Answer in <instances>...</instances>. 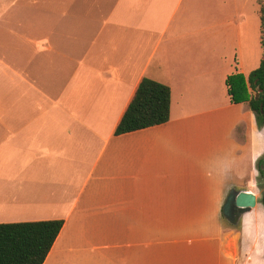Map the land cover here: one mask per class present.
<instances>
[{"label": "crops", "instance_id": "1", "mask_svg": "<svg viewBox=\"0 0 264 264\" xmlns=\"http://www.w3.org/2000/svg\"><path fill=\"white\" fill-rule=\"evenodd\" d=\"M184 2L38 0L0 42V223L62 219L43 264H264V126L225 85L260 63L259 5ZM143 77L169 87V119L115 135ZM231 188L255 197L240 228Z\"/></svg>", "mask_w": 264, "mask_h": 264}, {"label": "trees", "instance_id": "2", "mask_svg": "<svg viewBox=\"0 0 264 264\" xmlns=\"http://www.w3.org/2000/svg\"><path fill=\"white\" fill-rule=\"evenodd\" d=\"M260 16L262 57L257 68L246 76L233 72L225 78L231 103H244L253 112L256 124L264 126V3L256 0ZM170 113V89L143 77L114 129L120 135L165 123ZM258 171L263 169L258 163ZM260 202L264 207V189ZM236 226L237 222H230ZM62 219L0 223V264H43L61 227Z\"/></svg>", "mask_w": 264, "mask_h": 264}, {"label": "rangeland", "instance_id": "3", "mask_svg": "<svg viewBox=\"0 0 264 264\" xmlns=\"http://www.w3.org/2000/svg\"><path fill=\"white\" fill-rule=\"evenodd\" d=\"M38 0H0V3L15 2L5 13L0 14V42H6L13 34L20 33V25L22 21L28 18H35L38 15ZM53 2L54 0H48ZM264 3V0H262ZM187 7L186 15L189 17H228L230 15L229 0H185L184 8ZM215 25L205 24L206 33L223 32L224 29L213 28ZM14 38V37H13ZM207 41V40H206ZM20 60V55L13 57ZM258 126V125H257ZM263 127V126H258ZM261 209L264 207L261 205ZM244 213V212H243ZM242 216V214H240ZM239 216V215H238ZM237 217V228H240L242 219ZM224 223L229 227L232 226L229 221L222 217Z\"/></svg>", "mask_w": 264, "mask_h": 264}, {"label": "water", "instance_id": "4", "mask_svg": "<svg viewBox=\"0 0 264 264\" xmlns=\"http://www.w3.org/2000/svg\"><path fill=\"white\" fill-rule=\"evenodd\" d=\"M254 205L255 197L251 192L231 188L222 205V215L227 221L232 222L235 219V211H237V215H240Z\"/></svg>", "mask_w": 264, "mask_h": 264}, {"label": "flooded vegetation", "instance_id": "5", "mask_svg": "<svg viewBox=\"0 0 264 264\" xmlns=\"http://www.w3.org/2000/svg\"><path fill=\"white\" fill-rule=\"evenodd\" d=\"M238 215H237V211L234 212V217L236 218Z\"/></svg>", "mask_w": 264, "mask_h": 264}]
</instances>
